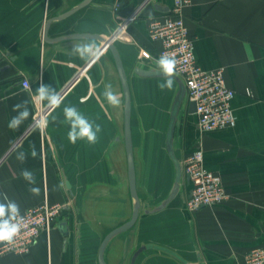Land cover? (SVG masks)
Listing matches in <instances>:
<instances>
[{
  "label": "crops",
  "instance_id": "1",
  "mask_svg": "<svg viewBox=\"0 0 264 264\" xmlns=\"http://www.w3.org/2000/svg\"><path fill=\"white\" fill-rule=\"evenodd\" d=\"M83 1L0 0V193L15 200L21 212L46 201L69 207L57 219L50 238L42 235L29 254L0 255V264H98L103 239L133 214L124 141L123 88L111 51H104L90 63L73 54L72 46L94 42L101 49L98 39L58 43L43 39L48 21ZM145 1L93 0L70 17L54 22L49 37H111L123 21L136 14L115 41L131 92L134 86L165 80L135 74L138 65L159 69L161 44L150 38L149 24L169 17L173 7V0H149L142 7ZM183 17L194 41L198 65L206 71L223 69L226 85L236 92L232 100L236 123L226 129L201 132L197 114L188 113L187 94L176 131L175 152L183 163L195 151H202L205 167L222 177L228 198L187 214L185 203L192 184L183 168L179 196L166 209L145 215L144 210L166 199L175 172L166 151L168 125L164 141L161 132L157 139V143L162 140L164 144L167 160L161 151L156 156L146 153V166L139 169L132 96L137 190L143 209L135 227L107 246L108 264H130L132 253L147 244L171 249L191 264H245L251 250L264 248V0H191L183 9ZM87 63L89 66L82 71ZM76 74L79 76L75 81ZM25 80L29 89L23 86ZM41 83L53 87L62 97L60 107L49 109L44 135L34 125L39 105L49 108L47 101L37 99ZM108 83L120 99L119 106L110 105L104 95ZM25 101L30 116L12 130L8 122L17 115L13 106ZM66 106H74L94 125H100L95 144L79 139L73 144L68 140L69 123L63 113ZM33 145L38 154L35 159L30 155ZM21 151L28 155L24 163L16 159ZM24 168L34 172L39 195L34 196L20 176ZM73 215L75 221L67 226L71 236L66 239L60 226ZM136 264L180 262L161 251L146 250Z\"/></svg>",
  "mask_w": 264,
  "mask_h": 264
},
{
  "label": "built area",
  "instance_id": "2",
  "mask_svg": "<svg viewBox=\"0 0 264 264\" xmlns=\"http://www.w3.org/2000/svg\"><path fill=\"white\" fill-rule=\"evenodd\" d=\"M190 2L191 0H173L169 17L150 22V38L161 44L157 61L161 55H167L176 60L174 74L184 81L189 100L196 102L200 131L206 133L226 129L236 123L232 110V100L236 92L226 85L223 69L206 71L198 65L194 41L190 37L183 17V9ZM135 17L136 14L123 21L120 26V35ZM146 56L149 55L146 53ZM23 86L30 88L26 80L23 81ZM49 109L40 104L34 117V125L43 135L47 126L46 118ZM182 164L192 184L191 195L185 203L190 213L202 207L223 203L228 198L222 177L205 167L202 151H195L186 157ZM66 207L67 205L64 204L51 205L46 201L27 211H20L23 217L21 230L12 244L0 243V255L29 254L42 235L50 238L57 219L64 213ZM245 264H264V248L251 250Z\"/></svg>",
  "mask_w": 264,
  "mask_h": 264
},
{
  "label": "water",
  "instance_id": "3",
  "mask_svg": "<svg viewBox=\"0 0 264 264\" xmlns=\"http://www.w3.org/2000/svg\"><path fill=\"white\" fill-rule=\"evenodd\" d=\"M92 1L93 0H84L82 3H80L75 8L48 21L44 26L43 39L47 43H58V42H62L65 40H72V39H98L103 45L101 47V54L106 50L111 51L114 57L116 67L118 70V74L120 77V81L122 84L123 96H124V141H125L127 163H128V177H129L130 193H131L132 198L134 199V207H133V214H132L131 219L127 221L126 223H124L123 225L115 228L110 233H108L100 245L99 253H98L99 264H107L105 261V251H106L107 246L115 237L129 231L136 225V223L138 222L140 218L142 209H143V205L141 203L138 190H137V172H136L135 153H134V144H133V130H132V110H133L132 92H131V87L129 84V79H128L126 68L124 66L120 52L117 46L115 45V41L118 38L121 29L119 27L118 29L115 30V32L113 33L111 37H107V38L100 37L98 35H89V34H70V35L61 36L55 39H51L49 37V32L54 22L62 21L63 19L70 17L71 15L75 14L82 8L88 6ZM148 1L149 0L145 1L142 7L146 5ZM167 11L169 10L167 9ZM2 59H3V53L0 52V61ZM90 63H87L88 65L82 66L81 67L82 71H85ZM77 74L74 77L75 81L77 77L79 76V75L77 76ZM135 74L143 78H164L165 79V77L163 76V74L161 73L159 69H156V68L143 69L140 67V65H138L135 68ZM174 81H176L178 85V90L175 95L174 101L172 103L168 128L166 132V151L174 167V172H175L174 182H173L171 191L166 197V199H164L159 205L155 206L153 209L144 210L145 215L156 214L166 209L179 196L183 188L184 171H183L182 163L176 156L175 138H176V131L178 128V123H179V117L181 113L183 112L186 101H187V88H186L184 81L176 74H174ZM196 110H197L196 102L190 101L188 103V113L190 115H195ZM66 184H67L68 189L71 191L70 183L67 181ZM185 212L190 215V212L186 208V204H185ZM64 226L65 224L63 223L60 226V229L63 235L65 236L66 232H64ZM146 250L161 251L163 253L168 254L169 256L174 257L177 261L180 262V264H191L186 259H184L182 256H180L178 253H176L175 251H172L171 249H168L166 247L152 245V244L142 245L141 248H139L138 251L134 254L131 264H135L139 256ZM198 260L202 261V258L199 257Z\"/></svg>",
  "mask_w": 264,
  "mask_h": 264
},
{
  "label": "clouds",
  "instance_id": "4",
  "mask_svg": "<svg viewBox=\"0 0 264 264\" xmlns=\"http://www.w3.org/2000/svg\"><path fill=\"white\" fill-rule=\"evenodd\" d=\"M152 17L149 16V19ZM72 53L86 62H92L99 59L101 55L100 47L94 43L74 44ZM159 69L165 77V82L159 87L163 89H172L174 83V73L176 69V60L167 55H161L157 61ZM105 97L112 106H119L120 99L113 90L110 83L105 85ZM37 99L43 103L47 101L49 108L55 109L60 107L62 97L55 89L49 85L41 83L37 90ZM13 111L17 113L8 122V127L16 130L20 125L29 118L30 112L27 102L18 103L13 106ZM64 117L69 123L68 140L75 144L77 140H86L90 144H95L98 140V133L101 132L99 124H93L85 118L74 106H66L63 109ZM31 158L37 157L35 146L30 147ZM16 159L20 163H24L28 159V155L21 151L17 153ZM20 176L28 183L29 191L34 195H39L40 189L36 185V177L33 171L24 168L20 172ZM23 217L20 213V205L12 199H9L6 193H0V243L10 245L14 242L15 237L21 230V221Z\"/></svg>",
  "mask_w": 264,
  "mask_h": 264
},
{
  "label": "rangeland",
  "instance_id": "5",
  "mask_svg": "<svg viewBox=\"0 0 264 264\" xmlns=\"http://www.w3.org/2000/svg\"><path fill=\"white\" fill-rule=\"evenodd\" d=\"M141 60L143 61V57L139 56V61ZM144 64H146V62H144ZM131 68L132 67H129V70H131ZM132 80L135 81L136 79ZM164 82L165 80H154L149 82L148 85H140L139 87L138 85L137 87L134 86L132 90L134 101L136 159L140 170L142 165L146 166L144 163L146 153L156 156L161 151V155L167 160L162 140L164 141L165 139V131L169 121L171 105L177 91V85L174 82L172 89L162 90L159 85ZM160 132L162 140L157 143ZM151 163L149 166H151ZM171 176L173 177L172 166ZM69 203L72 204L71 198L69 199ZM64 205H66V203H64Z\"/></svg>",
  "mask_w": 264,
  "mask_h": 264
},
{
  "label": "flooded vegetation",
  "instance_id": "6",
  "mask_svg": "<svg viewBox=\"0 0 264 264\" xmlns=\"http://www.w3.org/2000/svg\"><path fill=\"white\" fill-rule=\"evenodd\" d=\"M73 206H74V205L71 204L70 207L73 208ZM67 207H68V206H67ZM68 208H69V207H68ZM72 210L74 211V209H72ZM71 220H72V222L75 221V217H74V215H73V216L66 217V218H65V222H62V223H61V225H62L63 223L65 224V226H64V232H66V235H65V238H66V239H68V238L71 236L70 229L67 227V226L69 225V223H70ZM134 227H135V226H134ZM134 227H133V228H134ZM133 228H132V229H133ZM132 229H130V230H132ZM130 230H129V231H130ZM127 232H128V231H127ZM103 240H104V239H103ZM99 248H100V247H99ZM139 248H141V246L138 247L137 250H135V251L132 253V255H131V257H130V260H129V261H130V264H131V261H132V258H133V256H134V254L138 251ZM106 249H107V248H106ZM98 253H99V251H98ZM105 261H106V259H105ZM106 263H107V261H106ZM136 263H137V260H136L135 264H136ZM98 264H99V261H98ZM107 264H108V263H107Z\"/></svg>",
  "mask_w": 264,
  "mask_h": 264
}]
</instances>
